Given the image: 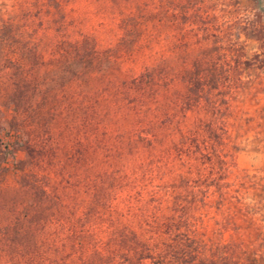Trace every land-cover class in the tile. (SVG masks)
I'll use <instances>...</instances> for the list:
<instances>
[{
	"label": "trees",
	"instance_id": "1",
	"mask_svg": "<svg viewBox=\"0 0 264 264\" xmlns=\"http://www.w3.org/2000/svg\"><path fill=\"white\" fill-rule=\"evenodd\" d=\"M126 3L111 48L44 32L27 5L0 13V163L20 147L23 165L55 155L58 120L69 163L62 190L27 173L30 201L0 224V264H204L203 156L227 134L238 95L219 85L237 46L208 42L198 0Z\"/></svg>",
	"mask_w": 264,
	"mask_h": 264
},
{
	"label": "rangeland",
	"instance_id": "2",
	"mask_svg": "<svg viewBox=\"0 0 264 264\" xmlns=\"http://www.w3.org/2000/svg\"><path fill=\"white\" fill-rule=\"evenodd\" d=\"M44 1L0 0V13H13L27 5L37 28L58 37L65 33L73 39L91 36L102 48L114 47L122 34L114 23L127 0H55L51 4ZM198 2L203 5V35L208 27L213 35L208 42L232 37L237 46L233 60L225 64L227 68L221 74L232 75L231 82L219 85V89H231L238 95L230 101V113L220 120L227 134L216 153L208 150L203 156V209L197 213L201 217L197 228L203 239L204 264H264L263 4L258 0ZM123 61L125 69L141 70L142 62L133 63L128 56ZM245 62L247 65L243 66ZM1 109L7 119L12 117L11 111ZM62 127L59 120L54 123L55 155L53 150L46 149L35 155L37 164L23 165L28 155L20 147L0 163V224L15 217L30 201L25 184L28 172L49 175L48 190L63 184L62 176L69 163ZM8 137L11 138L3 135L5 142ZM70 181L72 184L74 180ZM58 188L62 190V186Z\"/></svg>",
	"mask_w": 264,
	"mask_h": 264
},
{
	"label": "water",
	"instance_id": "3",
	"mask_svg": "<svg viewBox=\"0 0 264 264\" xmlns=\"http://www.w3.org/2000/svg\"><path fill=\"white\" fill-rule=\"evenodd\" d=\"M261 1V3L263 4V8H264V0H260Z\"/></svg>",
	"mask_w": 264,
	"mask_h": 264
}]
</instances>
